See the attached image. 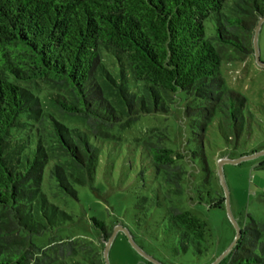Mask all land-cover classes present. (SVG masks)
<instances>
[{"label": "trees", "instance_id": "trees-1", "mask_svg": "<svg viewBox=\"0 0 264 264\" xmlns=\"http://www.w3.org/2000/svg\"><path fill=\"white\" fill-rule=\"evenodd\" d=\"M262 18L264 0H0V264H62L49 261L37 241L73 221L42 183L46 178L59 196L72 199L77 187L92 189L97 142L112 139V130L167 115L178 100L185 101L186 117L207 122L217 114L236 122L244 99L219 78L220 50L248 55ZM37 80L67 97L42 102L20 85ZM190 101L201 106L191 108ZM45 108L82 129L67 128ZM26 124L34 130L14 137ZM146 149L162 195L171 185L180 196L179 156L151 144ZM257 168L264 170V159ZM148 200L140 198L141 209L161 201ZM163 201V220L180 251L205 253L206 224ZM91 222L106 245L110 233ZM217 264H264V221L252 222Z\"/></svg>", "mask_w": 264, "mask_h": 264}, {"label": "rangeland", "instance_id": "rangeland-1", "mask_svg": "<svg viewBox=\"0 0 264 264\" xmlns=\"http://www.w3.org/2000/svg\"><path fill=\"white\" fill-rule=\"evenodd\" d=\"M255 49L264 64V22L257 31ZM248 50V55L220 50L219 78L226 90L244 99L236 122L231 124L217 114L207 122L201 116L186 117L185 101L178 100L167 115L142 117L128 129L112 130L109 141L97 142L100 152L92 189L77 187L76 199L59 196L53 183L44 178L41 190L73 221L63 223L52 239L37 241L49 261L146 264L150 259L153 264H215L238 230L244 234L252 222L264 221V170L257 168L264 159V68L255 60L254 45ZM20 85L42 102L54 95L67 97L63 90L42 80ZM187 105L194 108L201 103L190 101ZM45 110L67 128L83 127L73 119L57 118L49 108ZM27 130H34V126L26 124L14 137H23ZM150 144L180 157L174 156V166L186 172L181 175L180 196L172 193L176 187L171 185L162 195L158 186L164 184L155 174L146 149ZM239 159V164L218 167L221 161ZM141 197L153 202L161 199L159 208L145 205L147 211L141 209ZM164 197L206 224L205 253L194 255L191 247L180 251L176 232L163 220L167 213ZM92 218L110 233L105 255V243L97 239L100 231L92 225Z\"/></svg>", "mask_w": 264, "mask_h": 264}, {"label": "water", "instance_id": "water-1", "mask_svg": "<svg viewBox=\"0 0 264 264\" xmlns=\"http://www.w3.org/2000/svg\"><path fill=\"white\" fill-rule=\"evenodd\" d=\"M263 22H264V18H262V19L259 20V22H258V24H257V26H256V29H255V32H254V36H253V45H254V56H255V60H256L257 64H258L260 67H262V68H264V64H262V63L260 62V60H259L258 52H257L256 49H255V40H256V34H257V31H258L260 25H261ZM263 154H264V153H263ZM240 161H241L240 159H239V160H235V161H221V162H219L218 167H219V169H220V167L222 166L223 163L239 164ZM219 175H220V179H222V177H221V171H220V170H219ZM234 226H236L235 223H234ZM240 235H241V233H240V231L238 230V231H237V234H236V236H235V239H234L233 243L231 244V246L229 247V249H228V250H227V251H226V252H225V253L219 258V260H217V262H216L215 264L219 263V261H221V260H222V259H223V258H224V257L230 252V251H231V249H233V247L237 244ZM109 244H110V238H109V240L107 241V243H106V245H105V248H104V254H103V255L106 254V249L108 248ZM148 260H149V262L154 263L152 260H150V259H148Z\"/></svg>", "mask_w": 264, "mask_h": 264}]
</instances>
